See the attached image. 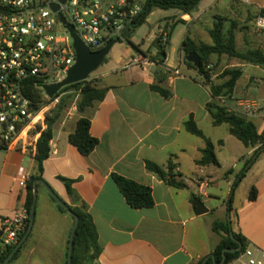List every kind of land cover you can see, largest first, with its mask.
Segmentation results:
<instances>
[{
  "label": "crops",
  "instance_id": "crops-1",
  "mask_svg": "<svg viewBox=\"0 0 264 264\" xmlns=\"http://www.w3.org/2000/svg\"><path fill=\"white\" fill-rule=\"evenodd\" d=\"M204 2L194 16L212 4L202 9ZM185 18L192 16L181 18L190 25ZM144 45L129 43L125 54L115 55L105 72L90 78L95 86L109 89L104 101L84 114L91 119V135L99 141L95 151L86 157L70 144L69 136L82 116L77 105L70 107L54 125L50 155L43 164V179L69 206L74 205V200L60 178L73 181L72 189L80 204L87 206L98 233L102 250L95 264H199L209 260L222 242L224 235L215 231L214 225L224 223L211 218L215 212L205 201L202 203L208 213L194 214L193 199H199L195 188L211 203L217 198L207 191L219 189L220 185L210 166H196L205 144L190 137L184 122L193 116L199 128L202 123L213 125L207 110L212 97L200 75L185 63L183 46L175 48L170 40L165 60L151 62L149 56H155L158 49L154 43L146 49ZM243 73L242 79L246 77L245 70ZM253 77L248 76L243 88L264 106V78L252 81ZM155 85L169 91L171 97L166 99L153 91ZM240 87L239 81L233 98L222 103L240 109ZM247 119L256 125L259 133L264 131V112ZM228 134L217 142L222 150L232 136L229 127ZM220 141L223 145L218 144ZM246 149V154L237 157L245 167L243 170H247L238 187L247 183L249 193L237 203L238 187L233 193L234 183L243 170L236 161L229 164L216 153L220 163L217 168L224 171L227 192L231 197L234 194L232 211L228 209L232 231L244 237L248 245L264 250V153L247 165L255 149ZM35 155L20 147L0 151V231L4 221L25 209L27 190L18 182L37 173ZM172 159L178 164L177 171L187 185L185 189L168 186L146 169V161L166 168ZM184 163L188 165L192 184L183 170ZM113 175L150 187L154 206L141 210L130 207ZM252 188L257 190L254 201L249 199ZM51 198L43 187H38L31 236L11 264H68L74 222L69 215L60 213Z\"/></svg>",
  "mask_w": 264,
  "mask_h": 264
},
{
  "label": "built area",
  "instance_id": "built-area-1",
  "mask_svg": "<svg viewBox=\"0 0 264 264\" xmlns=\"http://www.w3.org/2000/svg\"><path fill=\"white\" fill-rule=\"evenodd\" d=\"M148 0H0V151L20 147L37 153V143L46 125V115L60 102L48 98L44 87L66 79L77 54L71 25L82 43L97 52L143 14ZM58 7V11L54 7ZM254 32L264 42V13L253 22ZM164 34L163 43L167 42ZM140 61H137L139 63ZM42 95L41 103L34 93ZM50 101L43 105V102ZM40 105H43L40 107ZM224 106L246 118L264 112L257 101H241L240 109ZM26 176L18 184L25 188ZM28 213L18 211L4 221L0 246L16 245L24 231ZM228 264H264V250L248 245Z\"/></svg>",
  "mask_w": 264,
  "mask_h": 264
},
{
  "label": "trees",
  "instance_id": "trees-1",
  "mask_svg": "<svg viewBox=\"0 0 264 264\" xmlns=\"http://www.w3.org/2000/svg\"><path fill=\"white\" fill-rule=\"evenodd\" d=\"M203 1L204 0H148L143 14L135 21L136 27L134 29L145 24L148 17L156 10H177L183 13V15L191 16L198 12L200 4ZM262 13H264V11ZM173 30L174 27L170 33H167L168 38L166 43H163L164 34L155 39L154 44L157 47L158 52L155 56H149L151 62L165 60L166 51L169 47ZM210 36L213 41L211 45L206 43H195L188 37L184 39L183 50L185 52V63L189 68L195 70L203 79V84L206 87H209L212 102L207 105V110L212 118L213 125L215 127L227 125L229 127V132L233 137L239 140L246 148L255 149L253 158L247 163L248 165L253 162L254 158H257L260 154L264 153V131L259 133L253 122L248 121L246 117L238 113L228 111V109L221 104V100L233 98L237 84L244 75L243 70L240 68L229 69L223 74L224 82L221 84H215L213 81V71L208 69V67H210L213 57L222 56H227L230 59H238L250 65L264 66V53L258 49H251L247 52L240 51L237 47L234 28L225 31L224 23L220 18L218 19V22L215 23L214 28L210 31ZM130 39L131 34L127 41L130 42ZM192 52L198 54L201 58V65L199 67H195L192 63L187 62V57ZM72 89L77 93L64 97L58 107L46 116L45 122L47 129L43 131L38 140L37 153L35 155L37 173L32 175L26 184L27 200L25 209L28 213V220L24 231L20 234V240L25 236L30 225V213L34 202V183L37 180L45 182L43 179V164L50 155V142L53 136L54 125L61 120L65 112L71 107L69 106V101L73 102L77 97V110L82 115L77 123L75 132L69 136L70 144L74 145L79 152L86 157L90 156L99 144L98 139L94 138L90 133L91 119L85 117L84 114L88 108H93L104 101L109 89L95 86L89 78L87 81L63 88L54 99L59 97L62 93ZM152 90L166 99L171 97V93L159 85L153 86ZM33 97L41 103V94L36 92L33 94ZM184 127L187 132L200 138L205 144V147L201 150V157L195 161L196 166L199 168H206L209 166L220 167L216 155L215 144L204 135L194 121L193 116L184 122ZM218 144L223 145V141H220ZM146 169L172 188L185 189L187 187V185L181 180L182 174L177 171L178 164H176L173 159L169 161L166 168H163L152 161H146ZM246 171L243 170L237 176L234 183L233 193L245 177ZM112 178L118 185L130 207L136 210H141L152 208L154 206L152 189L150 187L140 185L118 175H113ZM60 180L66 185L69 195L74 200L73 206H69L65 203L70 208L71 213L56 203L53 198L51 199L56 204L60 213L69 215L73 222H75L76 217L79 218V225L74 238L72 264H80L83 259L88 264H95L102 249L98 242V233L93 218L88 212L87 206L85 204H80L79 198L74 193L72 189L73 181L64 178H60ZM39 188L42 187L39 186ZM233 196L234 194H232L229 201L230 212L232 211ZM249 199L251 201L257 199V190L255 188H252L250 191ZM214 230L221 232L224 235V238L214 250L212 255L214 259L210 258L207 261L203 260L199 264H222L224 251L227 249L236 250V253L234 254H225L226 260L224 264H228L230 261L238 257L248 246L244 237L232 231L230 221L227 222V224L216 223L214 225ZM1 234L2 231H0V236ZM30 236L31 233L28 239ZM28 239L17 251L9 264L20 255ZM16 245L5 248L0 246V264H3Z\"/></svg>",
  "mask_w": 264,
  "mask_h": 264
},
{
  "label": "rangeland",
  "instance_id": "rangeland-1",
  "mask_svg": "<svg viewBox=\"0 0 264 264\" xmlns=\"http://www.w3.org/2000/svg\"><path fill=\"white\" fill-rule=\"evenodd\" d=\"M208 4H211V6L202 14L196 16L192 14L191 19L185 18L186 21H189L190 25L186 24V22L181 19L185 15H183V13H181L180 11L156 10L149 18V21H146V23L141 27L137 29L133 28L131 30L130 42H128L127 40H121L113 47L105 62L96 72L91 74L90 78H93L105 72L106 69H108L107 67L109 63L114 59L115 55L125 54V52L130 47L129 43H145L144 49H146L148 48V46H151L152 43H155L153 42L155 41V37V39H157L163 33H170L173 27L174 30L171 37V43L175 48H181L186 37L192 39L195 43L212 44L213 41L210 36V31L214 28V25L216 22H218L219 18L224 23L225 31L234 28L237 47L240 51L247 52L251 49H258L264 53V42L262 38L254 32L253 29V22L255 17L259 13L264 11V0H205V2L202 4V9L205 8ZM168 50H170V48ZM235 68H240L242 70H245L246 72V77L243 79L241 78L240 80L241 87L239 89V95L241 97V101H254L249 95V91L247 92V90L243 88V86L247 84L249 75L254 76L252 78V81H255L258 77L264 78L263 65H250L238 59H230L227 56H222L213 57L210 63V67H208V69H211L213 71V81L215 84L223 83L224 72L229 69ZM55 81L56 80L50 79L48 83H55ZM75 93L77 92L73 89L62 93L59 96L60 102L64 97L73 95ZM227 100L229 99L221 100V104L224 105V103L222 102H226ZM49 102L50 101L43 102V105H47L49 104ZM43 105H40V107H42ZM58 105H56L55 108L48 112L46 116L53 112L58 107ZM74 105H77V97L73 102L69 101V106L72 107ZM200 128L204 135L215 144L216 153L222 161L225 160L226 162H229V164H234V162L236 161V163L239 165L240 170H243L245 168L244 165L240 164L239 161H237V157L242 153L246 154L248 150L239 140H237L233 136H230V141L228 142L226 148L223 150L217 145V142L219 140H224L229 135L227 125L215 127L210 123H202ZM190 137L201 142V139L196 136L191 135ZM183 168L184 172L187 173L188 165L186 163H184ZM210 170L213 171L214 174H216L217 183L220 185V188H210L207 192L211 194V196H216L217 199H215L211 203L207 202L208 198L201 196L195 188L196 195L201 201H205L207 206L211 210H213V212H215V214L211 216L212 219L220 220L224 224H227V222L231 221L228 212L231 193L227 192V185L224 180L225 177L223 176L224 171L215 166H210ZM187 175L190 179L189 183H191L192 176L189 175V173H187ZM247 185V183H244L241 184L240 187H238L235 196L236 203L241 197L249 193V188ZM80 264L88 263L83 259Z\"/></svg>",
  "mask_w": 264,
  "mask_h": 264
},
{
  "label": "water",
  "instance_id": "water-1",
  "mask_svg": "<svg viewBox=\"0 0 264 264\" xmlns=\"http://www.w3.org/2000/svg\"><path fill=\"white\" fill-rule=\"evenodd\" d=\"M65 1L66 0H62L63 3H65ZM54 10L58 11V7L55 6ZM61 21L63 24L66 25L67 29L72 33V36L74 38V48L77 54V61H76V64L69 70L66 79H64L62 82L46 85L44 87L46 96L50 99L54 98L65 87H68V86H71L77 83H81L83 81H87L90 78L91 74L96 72L102 66V64L105 62L107 56L109 55L113 47L116 44H118L121 40H127L130 37L131 30L136 27V24L127 26L121 38L110 40L103 49L97 52H92L84 45V43H82L78 35L75 34L73 27L71 25H67L64 18H61ZM187 62L192 63L195 67H199L201 65V58L198 56V54L192 52L187 57ZM39 186H42L48 192V194L54 199V201H56L66 211L71 213L70 208L55 194V192L50 188L48 184H46L42 180H37L34 183V202H33L31 213H30L29 228L25 236L19 241V243H17L16 247L11 252V254L6 258L3 264H9L11 262L14 255L22 247V245L26 242L30 233L32 232L34 222H35L36 203H37ZM192 207H193L194 214L197 216H201V215L208 213V209L205 207L202 201L197 198L193 199ZM78 225H79V218L76 217L71 234H70V239H69L68 264H72L74 238H75ZM226 253L234 254L236 253V250H229V249L225 250L223 253L224 255H223L222 264L225 263ZM211 258L214 259L213 256Z\"/></svg>",
  "mask_w": 264,
  "mask_h": 264
}]
</instances>
